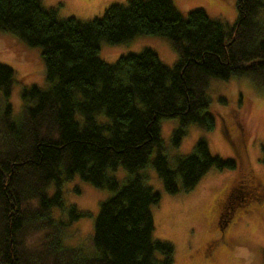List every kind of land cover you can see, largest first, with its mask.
<instances>
[{"label": "trees", "instance_id": "16d2710c", "mask_svg": "<svg viewBox=\"0 0 264 264\" xmlns=\"http://www.w3.org/2000/svg\"><path fill=\"white\" fill-rule=\"evenodd\" d=\"M235 10L228 27L201 10L182 14L171 0H126L81 22L58 18L41 0H0V31L40 48L49 83L21 90L15 120L7 102L13 72L0 64V264H173L172 246L152 239L160 194L138 170L150 166L173 195L211 168H236L211 155L203 139L170 168L159 128L161 119L178 120L175 146L190 124L212 130L211 79L251 77L264 88V0H235ZM138 35L166 38L177 61L168 67L148 48L113 63L99 59L101 40L113 45ZM118 167L127 173L122 183L107 173ZM75 174L112 193L99 204L92 256L62 244L66 227L84 216L61 196ZM53 208L67 221L54 220Z\"/></svg>", "mask_w": 264, "mask_h": 264}, {"label": "rangeland", "instance_id": "374dc122", "mask_svg": "<svg viewBox=\"0 0 264 264\" xmlns=\"http://www.w3.org/2000/svg\"><path fill=\"white\" fill-rule=\"evenodd\" d=\"M182 14L201 10L205 15L230 27L235 18V0H171ZM126 0H41L44 9H55L60 19L73 18L86 22L100 17L109 6L124 5ZM148 48L159 60L171 67L177 55L170 42L155 35H138L133 39L108 44L99 42L98 57L113 63L120 56L136 54ZM0 64L13 72V85L7 100L12 118L21 112L20 92L35 86L48 88L40 48L30 47L17 36L0 31ZM208 113L214 120L212 130L190 124L175 146L173 132L179 122L175 118L159 121L163 154L168 166L174 168L176 160L191 153L195 142L203 139L211 155L235 162V169L208 170L197 184L187 192L166 194L155 171L150 167L138 170L145 183L160 194L159 203L151 208L152 239L169 243L173 248V264H263L264 253V165L261 145L264 144V88L251 77H231L228 80L211 79L208 82ZM106 123V118H99ZM154 156V153L151 157ZM118 182L127 176L122 167L108 171ZM248 186L249 188L245 187ZM258 189V190H256ZM250 191V192H248ZM52 193V188L49 194ZM61 196L65 207L74 205L83 217L65 229L63 246L82 247L84 254L97 253L90 243L93 223L99 204L112 193L94 188L83 182L77 174L63 182ZM233 214L234 223L226 232L225 241L214 250L211 240L218 236L222 221ZM54 220L67 221L65 212L51 210ZM227 241V242H226Z\"/></svg>", "mask_w": 264, "mask_h": 264}, {"label": "flooded vegetation", "instance_id": "af4514ba", "mask_svg": "<svg viewBox=\"0 0 264 264\" xmlns=\"http://www.w3.org/2000/svg\"><path fill=\"white\" fill-rule=\"evenodd\" d=\"M247 188H249L248 186H245ZM249 190H254V189H250ZM258 190V189H256ZM250 192V191H248ZM234 223L233 221V214L231 216H229L228 218H225L223 221H222V225L218 227L217 231L219 233L218 236H215L211 242L213 243L212 246H214V250L211 251L210 249V255L207 256L208 259H212L214 257V254L216 252V248L217 246H223V244L221 243V241H225L223 238L225 237L226 235V232L229 230V228L231 227V225ZM227 242V241H226ZM225 247V246H223Z\"/></svg>", "mask_w": 264, "mask_h": 264}]
</instances>
